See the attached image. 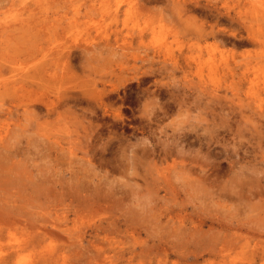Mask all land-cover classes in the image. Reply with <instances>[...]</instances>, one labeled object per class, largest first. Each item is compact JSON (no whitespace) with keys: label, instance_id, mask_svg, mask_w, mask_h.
Wrapping results in <instances>:
<instances>
[{"label":"rangeland","instance_id":"rangeland-1","mask_svg":"<svg viewBox=\"0 0 264 264\" xmlns=\"http://www.w3.org/2000/svg\"><path fill=\"white\" fill-rule=\"evenodd\" d=\"M228 1L0 0V264H264V20Z\"/></svg>","mask_w":264,"mask_h":264},{"label":"bare ground","instance_id":"bare-ground-1","mask_svg":"<svg viewBox=\"0 0 264 264\" xmlns=\"http://www.w3.org/2000/svg\"><path fill=\"white\" fill-rule=\"evenodd\" d=\"M237 1H239V0H237ZM226 4H231V3H230V1L227 0ZM237 4H238V2H237ZM248 4H250L252 6L251 12H252L253 17H255L257 20L258 19L264 20V0H250L249 2H247V5ZM262 72H264V71H262ZM258 82H261V81H258ZM263 83H264V80H263ZM199 222H201L203 225H206L208 220L206 217L204 218L201 216L199 218ZM219 222L220 223L213 220L212 224L222 225V222L221 221H219Z\"/></svg>","mask_w":264,"mask_h":264}]
</instances>
